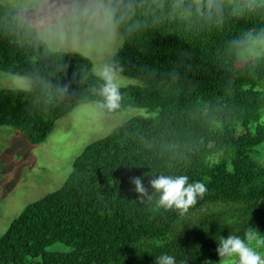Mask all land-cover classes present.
Wrapping results in <instances>:
<instances>
[{
  "label": "trees",
  "instance_id": "obj_1",
  "mask_svg": "<svg viewBox=\"0 0 264 264\" xmlns=\"http://www.w3.org/2000/svg\"><path fill=\"white\" fill-rule=\"evenodd\" d=\"M7 8L0 1V71L45 78L54 89L38 82L30 91L1 89L0 126L37 144L75 107L99 102L103 81L85 55L69 52L54 61L22 43L3 19ZM257 24L264 19L124 35L111 60L141 83L120 86L121 107L103 111L132 102L159 109L158 116L133 117L88 144L63 185L10 223L0 237V264H155L161 254L174 255L177 264H202L218 260L222 238H243L249 230L264 246V165L251 157L264 141V89L255 88L264 83V63L238 67L224 58L226 42ZM161 174L187 175L207 191L181 217L155 206L150 180ZM132 177L142 179L147 196L135 191ZM211 205L219 208L201 211ZM55 243L65 247L49 250Z\"/></svg>",
  "mask_w": 264,
  "mask_h": 264
},
{
  "label": "clouds",
  "instance_id": "obj_2",
  "mask_svg": "<svg viewBox=\"0 0 264 264\" xmlns=\"http://www.w3.org/2000/svg\"><path fill=\"white\" fill-rule=\"evenodd\" d=\"M251 18L264 19V0H17L3 12L6 26L22 43L42 49L54 61L69 52L100 61L94 69L103 81L97 90L102 97L97 107L107 111L121 107V69L110 58L122 45L124 35L169 24L199 32L221 29L229 20ZM224 58L226 64L249 68L264 63V24L253 25L227 41ZM7 80L13 89L30 91L37 82L46 91L54 89L49 80L40 77L34 80L11 73ZM131 182L137 193L147 196L140 177H132ZM150 186L157 196L155 206L175 211L181 217L207 191L204 183L190 182L187 175L161 174L150 180ZM148 199L151 201L152 197ZM256 239L251 230L243 238H222L216 248L218 264H231L232 258L237 264H264V254L250 246ZM155 264H177V259L161 254L155 257ZM203 264L212 262L205 259Z\"/></svg>",
  "mask_w": 264,
  "mask_h": 264
},
{
  "label": "rangeland",
  "instance_id": "obj_3",
  "mask_svg": "<svg viewBox=\"0 0 264 264\" xmlns=\"http://www.w3.org/2000/svg\"><path fill=\"white\" fill-rule=\"evenodd\" d=\"M0 1L9 7L17 3V0ZM90 60L94 71L100 61L92 58ZM9 74L0 71V90L13 89L7 80ZM140 83L135 78L119 73L120 86ZM255 88L263 90L264 83H258ZM97 103L88 102L75 107L58 119L54 130L43 142L37 144L29 143L24 134L11 126H0V237L28 204L55 192L63 185L73 169L74 160L88 144L104 138L117 126L133 117L155 118L159 114V109L149 110L135 106L132 102L121 111L106 113L97 107ZM251 127L253 129L254 124H251ZM221 156L223 153L219 152L214 160ZM251 157L264 165V141L253 149ZM209 208L219 207L211 205L201 211H209ZM199 214L201 212L194 213L191 219H196ZM253 242L250 246L263 253L264 246ZM64 247L63 244L55 243L48 249ZM209 261L218 264V260ZM235 263L236 258H232L231 264Z\"/></svg>",
  "mask_w": 264,
  "mask_h": 264
}]
</instances>
